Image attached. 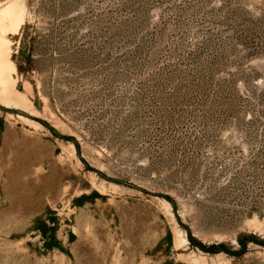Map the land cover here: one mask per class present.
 I'll return each mask as SVG.
<instances>
[{
    "label": "rangeland",
    "instance_id": "obj_1",
    "mask_svg": "<svg viewBox=\"0 0 264 264\" xmlns=\"http://www.w3.org/2000/svg\"><path fill=\"white\" fill-rule=\"evenodd\" d=\"M17 1L0 264H264V0Z\"/></svg>",
    "mask_w": 264,
    "mask_h": 264
},
{
    "label": "bare ground",
    "instance_id": "obj_2",
    "mask_svg": "<svg viewBox=\"0 0 264 264\" xmlns=\"http://www.w3.org/2000/svg\"><path fill=\"white\" fill-rule=\"evenodd\" d=\"M24 7L17 0H11L0 6V93L8 91L9 75L13 69L8 59V32H16L22 22Z\"/></svg>",
    "mask_w": 264,
    "mask_h": 264
}]
</instances>
